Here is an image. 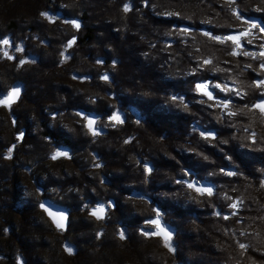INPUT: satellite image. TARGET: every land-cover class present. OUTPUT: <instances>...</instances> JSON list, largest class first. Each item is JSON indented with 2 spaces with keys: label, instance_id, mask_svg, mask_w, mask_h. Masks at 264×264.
Wrapping results in <instances>:
<instances>
[{
  "label": "trees",
  "instance_id": "1",
  "mask_svg": "<svg viewBox=\"0 0 264 264\" xmlns=\"http://www.w3.org/2000/svg\"><path fill=\"white\" fill-rule=\"evenodd\" d=\"M258 2L0 0V40L19 38L34 58L21 67L11 61L0 72V95L18 81L28 90L35 85L34 95L26 90L6 116L0 190L14 176V161L7 157L20 140L30 146L18 150L28 159H21V168L48 159L49 150L52 156L68 152L69 160L51 162L69 165L63 166L62 180L35 179L36 189L59 187L68 193L60 199L43 195L72 210L64 237L77 255L65 254L67 264H130L141 254L159 264H264V113L255 107L264 99V86L255 84L264 80V35L244 23L264 22ZM201 8L199 16L208 18L197 17ZM245 31L249 35L240 38V48L204 35ZM104 75L108 80L101 79ZM197 83H208L219 100L227 96L228 108L198 92ZM214 84L236 91L226 94ZM113 113L123 122L111 121ZM82 114L98 120L105 134L91 135ZM188 183H210L213 194H198ZM19 192L13 182L0 195L8 233L14 232L12 217L23 232L20 227L35 209ZM86 202L108 204L105 220L88 216ZM17 205L25 211L15 214ZM153 209L177 231L175 263L158 239L141 233L150 228L145 221L156 217ZM23 254L25 264H33Z\"/></svg>",
  "mask_w": 264,
  "mask_h": 264
},
{
  "label": "rangeland",
  "instance_id": "2",
  "mask_svg": "<svg viewBox=\"0 0 264 264\" xmlns=\"http://www.w3.org/2000/svg\"><path fill=\"white\" fill-rule=\"evenodd\" d=\"M257 7L260 8L264 12V0H259ZM201 10H203V8L196 9L197 17L208 18L209 15H207V16L204 15L202 17L199 16L198 12H202ZM162 14H164V13H162ZM239 14H240V12H239ZM248 21L255 23L257 25V27L260 29V27H259V25L261 23L260 21L258 22V21H254L252 19H250ZM261 24H264V22ZM5 38H7L9 40V44L8 45L0 44V72L5 73L6 72V70H5L6 66L10 67L11 61H15L16 64L19 67H21V66H23L27 63H30L34 60L33 57H31L29 55V53L26 52L25 45L21 41H19V38L13 39L10 36H6ZM2 40L3 39H1L0 41H2ZM243 43H245V42H243ZM17 47L22 49V51H17ZM5 52H7L8 56H11L12 59H9L8 56H5L4 55ZM263 52H264V50H263ZM66 57H67V55L64 56V58H66ZM21 60H24V61L29 60L30 62L27 61L25 64L22 65L20 63ZM12 85L9 86V88L7 89L5 94L0 95V98L2 95H7L9 93ZM22 85H23V90H24L23 94L26 93V90H27V94L29 97L34 95V90H32V87L34 88V86H35L34 84L31 83V85H29V88L31 87V89H29V90H28V87H26V85L24 83H22ZM23 94H22V96H23ZM22 96L20 97L18 103L12 105V107L10 109H6L3 106L0 107V137L6 136L5 135V133L7 131V128H5L6 127V124H5L6 116L8 113H10L11 109H13V108L17 107L19 104H21ZM82 116H83V118L84 117L90 118V115H88V114H82ZM32 118H34L33 115H32ZM91 119H93V118H91ZM83 121H84V124L86 123L85 126L87 127L88 120L84 118ZM96 122L97 123L95 124V128L101 129V127H102V129L104 130V127L99 125L98 120ZM66 125H68V124H66ZM91 135H93V134H91ZM21 141L22 140H20L19 142L21 143ZM19 142H18V146H14L11 149V151H9L10 154H9V157H7L9 160L14 161L13 162V164H14L13 165V173H11L14 176H12L10 178V181H8L9 184H6V186H3L1 188L0 195L3 192V190L7 191V188H11V186H13V182H14V184L17 185L18 189H20L18 196L21 199L30 200L33 203V206L35 209L33 210V212L31 211V216L29 217L28 221L26 222V225H24L22 227L19 226L20 228H22L23 232L21 230L19 232V230H18V219L17 218L12 217V220H14L13 225L15 227L13 233L12 232L8 233L6 231V225L8 222H6L2 218H0V264H25L26 258H25L23 253H25L28 260H30V262H32L33 264H67V262L64 258L65 254L68 255L64 249V245H65V241H66L64 234L67 233V231L70 227V222L73 219V217L71 216L72 210H71V214L69 217L70 221H69V226L67 228V231L62 232V230H57L55 228V226L53 225L51 220L46 216L44 211L40 209L39 203L42 201L43 195L46 193L49 195H53V194L56 195V197L53 195L56 199L57 198L60 199V197L65 198V196L68 195V193L63 191V190H60L59 187L49 188L46 190H44L40 187H37V189H36V185L38 183L35 182V179L37 176L41 175L40 178H43L44 180L45 179H52L53 177L57 178L58 180H62V178L64 177V170L69 165L67 166V163H65V162L61 163V164H59L57 162V165H54L52 163H54L60 159L67 161L70 159V156L69 155L68 156H60L56 160H53L52 155L49 154L50 153V150H49L48 159H46V160L40 159L41 161H39L37 163V165L30 162V166H25V167L21 168L19 166V164H21V159H23V158H22V155L20 154V152L18 150H20L21 147L25 144H19ZM25 148L30 150V146L25 145ZM31 150H32V153H34V157H37V155H35V154H38V152H37L38 149L32 147ZM56 152L57 151H55V153ZM46 156H47V154H46ZM26 160H28V159H25V161ZM22 161L25 162L24 159ZM25 163H28V161ZM63 166H65L66 168H63ZM144 167H145V165H144ZM148 167H150V165ZM53 180L55 181L54 178H53ZM3 197H7L6 192L3 193ZM51 198L52 199H50V198L49 199L54 201L55 198H53V197H51ZM4 199L6 200L7 198H4ZM8 201H9V198H8ZM35 202L37 203L36 205H34ZM107 207H108V204H107ZM7 208L8 207L6 206L5 209H7ZM94 208H97V203L94 204L91 202H86L85 205L83 206V211H86L88 216L92 217L94 220H96L98 222L104 221L105 219L98 220L91 214V212ZM7 210L9 211V209H7ZM12 210L14 211L15 214H17V213L19 214L20 212L22 213L25 211V209L21 208L19 205H17L15 207V209L12 208ZM134 211H136V210H134ZM9 216H10V214H9ZM152 219H157V216L152 218ZM158 219H159L160 225L161 224L166 225V223L163 221L161 216H159ZM25 228H27V233L24 232ZM149 230H150V232L155 233L157 231V228L155 225L150 224ZM175 232H177V231L175 230ZM19 236H21L22 240L24 239L25 244H23L22 241L19 240L20 239ZM79 236H83V235L80 233ZM150 236L154 237L155 239H158L161 242V244H163L164 250H166L169 254L174 256L173 255L174 252L169 251L168 248L164 246V242L161 240V238H159L157 235H150ZM98 237H100V236H98ZM213 240L215 241V239H213ZM169 243L171 244V246L174 249H176L174 238H172ZM154 246H155V242H154ZM73 255H77V254H73ZM135 261L131 260L128 263H130V264H159L158 262H156V260L150 261L147 257V254H141L140 259L135 260ZM172 262L173 263L176 262L175 256L173 257Z\"/></svg>",
  "mask_w": 264,
  "mask_h": 264
},
{
  "label": "snow or ice",
  "instance_id": "3",
  "mask_svg": "<svg viewBox=\"0 0 264 264\" xmlns=\"http://www.w3.org/2000/svg\"><path fill=\"white\" fill-rule=\"evenodd\" d=\"M231 3H235V0H230ZM130 8L128 5H125L124 6V11H129ZM234 15H236L237 19H240L241 17L234 11L233 12ZM42 16H47L48 14L47 13H41ZM72 23V25L76 28H79L80 25L75 21H70ZM244 23L246 24H249L250 25V28H255L257 27V25L251 21H248V20H245ZM183 31H187V29H184ZM250 31V30H249ZM249 31H245V32H241L238 36L237 35H228V36H212L210 33L208 32H205L204 35L205 36H209L211 39H214L220 43H224L225 41L227 40H231L233 44H235L236 48H240L241 45H240V38L242 36H247L249 35ZM261 31H264V28H261ZM74 42V39L73 40H70L68 42L69 46L72 45V43ZM251 41H249L250 43ZM0 44H3V45H8L9 44V40L7 38L3 39L2 41H0ZM17 51H22V49H20L19 47H17ZM232 55H237L238 53L234 50L232 53ZM245 56H249V55H253L254 57V54L253 53H249V52H244L243 53ZM5 56H8V53L5 52L4 53ZM260 55L262 57H264V52L260 53ZM9 59H12L11 56H8ZM26 61L24 60H21L20 63L23 64L25 63ZM97 63H102V61H97ZM205 64H208L210 63V61H207L205 60L204 61ZM261 69L264 70V62L261 63L260 65ZM75 78V77H74ZM101 79L103 80H108V76L107 75H104L101 77ZM255 84L257 87H261V86H264V80H256L255 81ZM208 87H209V84L208 83H197L196 84V90L200 93H202L204 96H206L208 98V100H216V103L218 105H223L224 108H228L229 104L231 103V100L229 98H226L223 99V100H219L217 99L216 97L213 96V93L211 91H208ZM213 88H218L220 89V91L222 92H225L226 94L229 93V92H235L236 90L235 89H229L226 85L225 86H221L220 84H214L212 85ZM20 94V89L19 88H12V90L8 93V95L4 98V99H0V104L2 105H5V106H9L11 105V103L19 96ZM237 95H239L238 92H236ZM262 97H264V93L261 94ZM173 100H176L177 97L176 96H173L172 97ZM179 99L181 101H183V97H179ZM185 107H187V105H185ZM256 108H259L260 111L262 113H264V99H261L260 103L256 104L255 105ZM78 115H80V113H77ZM229 115H235V113H228ZM85 119L88 120V128L89 130L92 132V134L95 136V135H99V132L96 131L95 129H93V125L95 123V121L91 118H88V117H84ZM109 119L111 121H115L116 123H122L123 121L121 120L120 116L116 113H113ZM13 123H15V121H13ZM22 133L20 134V137H22ZM201 135L205 136V138L207 139L208 136L205 135L204 133H201ZM214 138V137H213ZM126 143L128 141H125ZM9 151H11V149H9ZM58 156H67V153L66 152H61V151H57L53 156H52V159H56ZM97 167H100L101 165H96ZM145 172L146 173H151L152 169L150 167L147 166V164H145ZM187 175V173H185ZM227 175L231 176V175H235V173H232V172H228ZM177 183H186L185 181H183L182 179H178L176 181ZM262 186H264V181L261 182ZM187 186L189 188H194L195 191L198 193V194H207L209 196H211L213 194L212 192V189L211 188H208V187H196L194 183H188ZM41 208H44L45 211L48 212V214L50 216L53 217L54 219V222H56V226L57 228H62L63 227V224L61 221H63L65 219L63 213H60L59 214V217L60 219L57 220L56 219V215L55 213L49 211L48 208H45L44 204H41L40 205ZM232 207H235V205H232ZM154 212H156V216H157V219H147L145 222L148 223V224H153L156 226L157 228V232L156 233H152L150 231H147V230H141V233L145 236H150V235H162L163 238H164V246L168 248L169 251L171 252H174L175 249L171 246V244L169 243L170 240L172 239L170 233L168 231H166L163 227H161L160 223H159V216H160V212L156 209H153ZM103 213H104V207L103 205H98L97 208L93 209L92 211V215L95 216L97 219H103ZM235 214V213H233ZM225 219H228L227 216L224 217ZM120 235V238L121 239H125V233L124 231H120L119 233ZM241 248H245L246 246L241 244L240 245ZM65 251L68 252L69 254H72V251L73 249L69 246H65Z\"/></svg>",
  "mask_w": 264,
  "mask_h": 264
},
{
  "label": "water",
  "instance_id": "4",
  "mask_svg": "<svg viewBox=\"0 0 264 264\" xmlns=\"http://www.w3.org/2000/svg\"><path fill=\"white\" fill-rule=\"evenodd\" d=\"M259 27H260V31H261V28H264V24H260ZM261 32L264 34V31H261ZM27 61H28V60H26V62H27ZM12 88H19V89H20V94H19V96H18V97H17V98L11 103L10 107H9V106H5V105H2V104H0V107L3 106V107H5L6 109H10V108L12 107V105L18 103V101H19V99H20V97L22 96L23 91H24V90H23V85H22L21 82H16V83H14V84L12 85L10 91L12 90ZM10 91H9V92H10ZM7 95H8V94H7ZM7 95H2L0 99H4ZM93 120L96 121L95 118H93ZM87 125H88V123H87ZM87 127H88V126H87ZM93 129H95L96 131H98L100 135L105 134V130L95 128V123H94V125H93ZM88 130H89V128H88ZM89 131H90V130H89ZM90 133L92 134L91 131H90ZM61 152H66V151H61ZM66 153H67V156H68V155H69L68 152H66ZM58 157H60V156H58ZM58 157H57V158H58ZM57 158H56V159H57ZM56 159H53V160H56ZM195 186H196V187H208V188H211V189H212V192H213V190H214V189H213V185L210 184V183H209V184H195ZM41 204H44L45 208H48L49 211H51V212L57 214V215H56V219H57V220L60 219L59 214H60V213H63L65 219H64L63 221H61L62 224H63V227H62V228H57V226H56V222H54L53 217L50 216V215L48 214V212L44 210V208H41V207H40ZM98 205H103V207H104L103 219H105V217H106V215H107V212H108L107 204L104 203V202H98V203H97V206H98ZM39 207H40L41 210L44 211V213L46 214V216L51 220V222L53 223V225L55 226L56 229H58V230H62L63 232L67 231L66 229H67L68 226H69V221H70V220H69V217H70V214H71V210H70L68 207L63 206V205H60V204H57V203H54L53 201H51V200L48 199V198H43L42 201L39 203ZM94 209H95V208H94ZM92 211H93V210H92ZM91 213H92V212H91ZM94 217H95V216H94ZM95 218H96V217H95ZM96 219H97V218H96ZM103 219H98V220H103ZM161 227H163L166 231H168V232L170 233V235H171L172 238L174 237V234H175V228H174V227H172V226H170V225H167V224H166V225L161 224ZM157 231H158V230H157ZM157 231H156V232H157ZM156 232H155V233H156ZM157 236H158L159 238H161V240L164 242V238H163L162 235H157ZM65 246H69V247H71V248L73 249L72 254H69V253L67 252L68 255H73V254H76V253H77V248H76V246L73 245L70 241L66 240V241H65V245H64V249H65Z\"/></svg>",
  "mask_w": 264,
  "mask_h": 264
},
{
  "label": "bare ground",
  "instance_id": "5",
  "mask_svg": "<svg viewBox=\"0 0 264 264\" xmlns=\"http://www.w3.org/2000/svg\"><path fill=\"white\" fill-rule=\"evenodd\" d=\"M260 24H261V23H260ZM33 59H34V58H33ZM28 62H30V61L28 60ZM25 63H26V62H25ZM25 63H23V64H25ZM23 64H22V65H23ZM148 166H149V165H148ZM67 182H68V181H67ZM67 182H66V183H67ZM213 191H214V190H213ZM57 230H58V229H57ZM66 230H67V229H66ZM62 232H63V231H62Z\"/></svg>",
  "mask_w": 264,
  "mask_h": 264
}]
</instances>
